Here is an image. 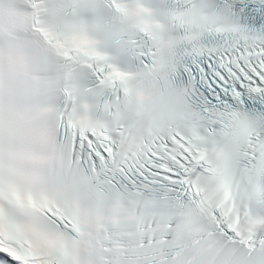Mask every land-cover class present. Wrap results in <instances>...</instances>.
I'll return each instance as SVG.
<instances>
[{
  "label": "snow or ice",
  "instance_id": "6c2138e0",
  "mask_svg": "<svg viewBox=\"0 0 264 264\" xmlns=\"http://www.w3.org/2000/svg\"><path fill=\"white\" fill-rule=\"evenodd\" d=\"M0 0V264H264V0Z\"/></svg>",
  "mask_w": 264,
  "mask_h": 264
},
{
  "label": "clouds",
  "instance_id": "9594fccd",
  "mask_svg": "<svg viewBox=\"0 0 264 264\" xmlns=\"http://www.w3.org/2000/svg\"><path fill=\"white\" fill-rule=\"evenodd\" d=\"M5 2H9V0H5ZM10 2L22 7L24 0H10ZM8 42L9 38L0 33V47L5 46Z\"/></svg>",
  "mask_w": 264,
  "mask_h": 264
}]
</instances>
